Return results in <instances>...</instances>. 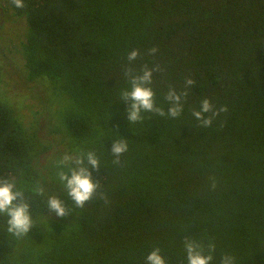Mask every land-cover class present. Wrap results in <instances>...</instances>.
Segmentation results:
<instances>
[{"label":"trees","instance_id":"obj_1","mask_svg":"<svg viewBox=\"0 0 264 264\" xmlns=\"http://www.w3.org/2000/svg\"><path fill=\"white\" fill-rule=\"evenodd\" d=\"M5 2L22 24L29 89L6 91L2 55L0 177L25 190L34 227L15 238L0 216V264H145L155 247L168 264H188L185 237L206 252L215 245L212 264L224 255L264 264V0ZM134 49L140 56L129 64ZM145 65L160 69L152 88L165 112L169 88L195 81L178 118L128 121L124 73ZM206 98L227 109L210 127L192 115ZM26 99L41 107L30 124ZM117 136L128 140L118 165L110 152ZM88 151L100 158L92 175L101 189L77 208L60 192L54 164ZM37 183L45 197L31 191ZM55 192L70 215L45 207Z\"/></svg>","mask_w":264,"mask_h":264},{"label":"clouds","instance_id":"obj_2","mask_svg":"<svg viewBox=\"0 0 264 264\" xmlns=\"http://www.w3.org/2000/svg\"><path fill=\"white\" fill-rule=\"evenodd\" d=\"M12 3L18 7H24L23 0H12ZM157 49L150 50V54H155ZM140 56L139 50H132L128 54L129 64ZM160 71L159 67L154 69L145 65L139 73H136L131 67L125 70V76L128 77L130 88L121 91V100L127 104L126 117L131 124L142 122L144 113H152L161 117L178 118L183 111V101L189 93L187 88L194 85L195 81L186 79L185 90L179 93L172 87L164 96L169 107L167 112L157 105L156 93L152 88L153 72ZM227 111L221 107L216 110L209 99L201 102L200 109L194 110L192 115L201 123L202 127H210L213 120L220 112ZM209 114V115H206ZM128 151V140L117 138L112 143L111 154L115 157L113 164H120V157ZM57 168V178L60 182V192L66 193V197L77 208H83L84 205L97 196L101 189V182L94 181L93 171H99L101 168L100 158L95 151L79 152V154H64L62 158L54 164ZM65 168L67 169L65 171ZM45 185L37 183L31 191L40 197H45ZM54 193L43 199L45 207L63 218L70 215L71 208L66 207L65 201L60 198L61 194ZM64 196V195H63ZM31 204L25 194V190L18 186L15 179L9 177H0V216L5 217V232L15 238L27 236L34 222L31 216ZM184 248L188 264H212L215 245L209 244L207 252L202 244L187 237L184 239ZM145 264H168L167 259L162 254L159 247L146 256ZM220 264H236L235 257L224 255L221 257Z\"/></svg>","mask_w":264,"mask_h":264},{"label":"rangeland","instance_id":"obj_3","mask_svg":"<svg viewBox=\"0 0 264 264\" xmlns=\"http://www.w3.org/2000/svg\"><path fill=\"white\" fill-rule=\"evenodd\" d=\"M11 13L5 0H0V59L4 55L9 61V65L3 63L6 72V91L11 95H23L26 88L29 89V87L26 84L25 76H22V57L17 48L19 42L18 36L20 39L22 24H18L11 16ZM35 110L41 111L37 100L26 99L23 101L21 112L27 124L31 123L32 111Z\"/></svg>","mask_w":264,"mask_h":264}]
</instances>
